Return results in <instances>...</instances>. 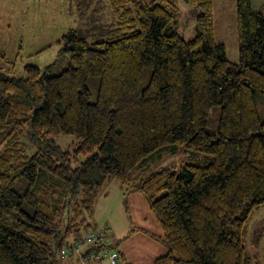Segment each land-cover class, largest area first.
Listing matches in <instances>:
<instances>
[{
	"label": "trees",
	"instance_id": "16d2710c",
	"mask_svg": "<svg viewBox=\"0 0 264 264\" xmlns=\"http://www.w3.org/2000/svg\"><path fill=\"white\" fill-rule=\"evenodd\" d=\"M185 1L199 8L193 39L175 25L179 0H110L109 37L89 43L69 29L55 62L26 65L21 77L0 67V264H67L64 240L76 236L72 250L96 229L112 178L126 185L128 212L129 195L142 194L164 230H130L167 246L152 264H257L246 243L247 222L264 206V4L235 0L233 62L215 41L214 0ZM213 105L221 106L216 134L207 131ZM59 134L79 145L63 149ZM177 146L190 162L142 176Z\"/></svg>",
	"mask_w": 264,
	"mask_h": 264
},
{
	"label": "rangeland",
	"instance_id": "374dc122",
	"mask_svg": "<svg viewBox=\"0 0 264 264\" xmlns=\"http://www.w3.org/2000/svg\"><path fill=\"white\" fill-rule=\"evenodd\" d=\"M263 3L260 4V0H253V5L257 8ZM214 6L215 41L225 43L229 60L238 62L239 41L235 0H214ZM178 7L180 14L175 22L177 30L186 39H193L196 35L195 23L199 8L185 0L178 2ZM114 16L110 0H0V50L12 61L6 62L0 56V67L11 69L10 74L14 76H26V65L37 64L44 67L56 61L62 47L59 40L67 30L77 29L89 43L95 42L109 37L106 28ZM46 45L48 47L43 49ZM67 60L66 58L62 60L61 66H65ZM151 71L150 67L146 69L144 84L149 82ZM87 82L91 93L90 100L93 102L98 96L99 77L92 75ZM257 98V109L263 119L264 97L258 94ZM220 115L221 106L213 105L207 121L209 133H217ZM26 131L27 127H23L21 138L23 142L29 143ZM53 139L69 152H72L80 142L74 136L64 134L53 136ZM190 161V153L183 147L177 146L174 151H165L161 160L145 166L140 173L146 176L155 170L170 166L180 167ZM78 162L79 160H73L74 164ZM123 188H126V185L117 178H112L100 196L101 201H105L107 196L104 195L109 193L108 203L110 202L115 209L112 215L113 227L119 233L126 232L132 227L130 212L125 208L124 200L122 202ZM98 209V216L105 219L108 211L102 204ZM247 226L246 250L249 256L256 257L257 264H264V206L253 211ZM98 227L99 225L96 229ZM104 264H109L108 259ZM120 264L125 263L120 262Z\"/></svg>",
	"mask_w": 264,
	"mask_h": 264
},
{
	"label": "crops",
	"instance_id": "0c3cea01",
	"mask_svg": "<svg viewBox=\"0 0 264 264\" xmlns=\"http://www.w3.org/2000/svg\"><path fill=\"white\" fill-rule=\"evenodd\" d=\"M180 1L181 0H179V2ZM263 1L264 0H260V4L263 3ZM262 6L263 5H261L260 7ZM260 7L257 8L254 6L255 9H259ZM122 191L123 192L121 197L123 202L124 188ZM108 194L109 193L104 195V197L107 196L105 198V201H101L99 197L93 221L96 223V226L99 225V227H106L108 229L109 240H111L112 243L115 244L118 250L116 252H119L121 256L123 255L122 259H120V257L118 258V262L116 264H120V262H124L125 264H127V262L131 264H152L154 260L159 256L166 254L168 251L167 246L159 242L158 240H155L149 233L139 230L130 232L131 228L135 227L139 229H147L155 235L162 236L164 234V230H162L158 218L155 217L151 208L148 206L146 197L139 193L129 195L128 208L130 209L129 214L132 227L126 232L119 233L117 232V230L115 231L113 227L112 215L115 209L112 207L110 202L108 203V199H110ZM101 204L105 207L106 211H108V215L105 219H101L98 216V208ZM99 223H101V225ZM76 239V236L66 238L64 240L65 248L68 245L73 244ZM102 241L103 240L100 239L98 242L100 247L102 246ZM87 249H89V247L82 250V252L86 251ZM61 256L65 259L67 264H104L105 260L107 259L109 264H112L108 257H106L107 259L102 258L99 260L94 258L83 259L80 253L74 251L68 254L64 253Z\"/></svg>",
	"mask_w": 264,
	"mask_h": 264
},
{
	"label": "built area",
	"instance_id": "2783aa9c",
	"mask_svg": "<svg viewBox=\"0 0 264 264\" xmlns=\"http://www.w3.org/2000/svg\"><path fill=\"white\" fill-rule=\"evenodd\" d=\"M108 234L109 232L106 227H98L97 229H87L82 236V241L76 243L74 245V249L72 250H75L80 253L83 259L94 258L99 260L102 258H106L105 256H107L112 262V264H116L118 262L119 257L115 250L114 244L108 238ZM100 239L103 240L101 247L98 244ZM87 247H89V249H87V251L85 252H82V250ZM95 247L100 248L95 249ZM72 250L70 248H65L64 253L68 254L70 252H73Z\"/></svg>",
	"mask_w": 264,
	"mask_h": 264
}]
</instances>
